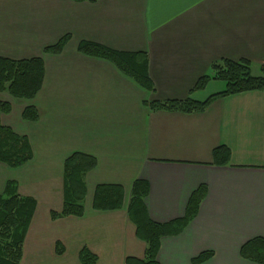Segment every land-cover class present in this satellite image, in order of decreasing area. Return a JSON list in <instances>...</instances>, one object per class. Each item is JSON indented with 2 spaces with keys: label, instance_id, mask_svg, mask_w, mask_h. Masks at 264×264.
Wrapping results in <instances>:
<instances>
[{
  "label": "crops",
  "instance_id": "obj_1",
  "mask_svg": "<svg viewBox=\"0 0 264 264\" xmlns=\"http://www.w3.org/2000/svg\"><path fill=\"white\" fill-rule=\"evenodd\" d=\"M67 35L63 52L45 53ZM81 42L144 54L154 91L110 61L80 53ZM0 57L41 58L45 67L33 100L0 93L12 105L2 124L26 136L33 151L19 169L0 162V195L15 181L18 194L36 202L20 264H81L84 248L97 264L143 260L146 243L128 215L139 179L149 184L145 206L159 224L183 218L192 194L207 186L195 219L161 240L159 264H193L205 252L213 256L203 264H256L240 251L264 238V92L219 98L192 114L146 104L203 102L223 92L204 95L216 80L194 90L223 60L248 62L252 73L264 67V0H0ZM27 106L38 110V121L23 120ZM221 146L231 151L228 166L213 164ZM74 153L97 162L85 177V212L53 220L64 205V164ZM100 185L121 186L123 208L95 210Z\"/></svg>",
  "mask_w": 264,
  "mask_h": 264
},
{
  "label": "trees",
  "instance_id": "obj_2",
  "mask_svg": "<svg viewBox=\"0 0 264 264\" xmlns=\"http://www.w3.org/2000/svg\"><path fill=\"white\" fill-rule=\"evenodd\" d=\"M82 2L84 0H72ZM70 40L67 35L55 45L45 48V53L60 54ZM79 52L87 56L104 59L113 63L119 70L133 79L146 90L154 91V85L148 75L146 56L142 53L127 54L118 52L92 42H81ZM211 74L202 77L195 91L203 90L212 80L225 83V90L210 96L203 102L188 98L183 101H153L146 104L152 111L181 112L185 114L204 112L211 103L219 98H226L246 92H264V67L261 75L255 76L248 62L223 60L214 63ZM45 76L44 62L41 58L13 60L0 57V93H8L16 99L33 100L41 91ZM12 112L10 102L0 100V162L11 168H19L32 160L33 151L29 139L18 135L1 122V115ZM23 120L36 122L38 110L27 106L22 112ZM231 151L225 146L213 152V164L228 166ZM97 165L96 160L88 155L74 153L64 164V205L60 212L52 211L51 218L58 220L67 217L84 215L86 197L85 177ZM149 193V184L144 180H136L132 187L128 215L136 226V234L146 243L143 260L127 259V264H159L161 240L181 234L198 214L199 206L207 195V186L201 185L191 196L186 214L183 218L166 224L153 222L145 206V198ZM124 192L121 186L100 185L96 187L93 208L100 211H114L123 208ZM36 202L32 198L18 194V184L9 181L0 195V264H20L23 257V242L29 229ZM63 247L57 243V254H63ZM241 257L256 264H264V238L258 237L246 242L240 251ZM213 253L205 252L192 260L193 264L207 262ZM81 264H97L98 257L89 249L79 253Z\"/></svg>",
  "mask_w": 264,
  "mask_h": 264
},
{
  "label": "rangeland",
  "instance_id": "obj_3",
  "mask_svg": "<svg viewBox=\"0 0 264 264\" xmlns=\"http://www.w3.org/2000/svg\"><path fill=\"white\" fill-rule=\"evenodd\" d=\"M96 58V57H95ZM100 59V58H99ZM211 74V73H210ZM257 74H261V71H260V69H253V75H257ZM213 81V80H212ZM211 82V81H210ZM209 82V83H210ZM208 83V84H209ZM207 84V85H208ZM217 87H221V88H224L225 87V84L223 83V82H220V81H214V82H212L211 83V85L209 86V88L207 89V91L204 93V95L206 94V93H208V92H210V91H215V90H217L218 88ZM206 88V87H205ZM214 88V90H212ZM217 88V89H216ZM226 88V87H225ZM217 92V91H216ZM25 100V99H24ZM2 115H4V114H2ZM1 115V116H2ZM33 159V158H32ZM30 162V161H29ZM4 164V163H3ZM27 164V163H26ZM9 167V166H8ZM23 167V166H22ZM11 168V167H10ZM19 168H21V167H19ZM19 168H11V169H19ZM129 202H130V199H129ZM128 205H129V203H128Z\"/></svg>",
  "mask_w": 264,
  "mask_h": 264
}]
</instances>
